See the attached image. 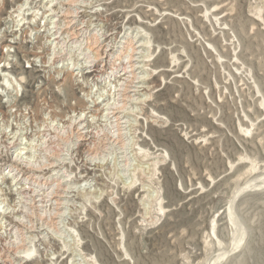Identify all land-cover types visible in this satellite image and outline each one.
<instances>
[{
	"label": "rangeland",
	"instance_id": "rangeland-1",
	"mask_svg": "<svg viewBox=\"0 0 264 264\" xmlns=\"http://www.w3.org/2000/svg\"><path fill=\"white\" fill-rule=\"evenodd\" d=\"M23 3L0 0V264H264V0Z\"/></svg>",
	"mask_w": 264,
	"mask_h": 264
},
{
	"label": "bare ground",
	"instance_id": "bare-ground-1",
	"mask_svg": "<svg viewBox=\"0 0 264 264\" xmlns=\"http://www.w3.org/2000/svg\"><path fill=\"white\" fill-rule=\"evenodd\" d=\"M24 1V0H23ZM30 1V0H29ZM25 4H26V0H25V3H23L22 5H20L19 4V7H18V9H19V12H21V10H22V8H20V7H22V6H25ZM73 4V3H72ZM77 4V3H76ZM262 8V7H261ZM255 9V8H254ZM258 10L259 11H261L260 10V8H258ZM254 11V10H253ZM49 12V11H48ZM56 12V11H55ZM262 12V11H261ZM257 12H255V14H256ZM18 14V13H17ZM258 14H259V12H258ZM261 15H262V13H260ZM22 15V14H21ZM49 15V14H48ZM15 16H17V15H15ZM60 16V15H59ZM56 17V16H55ZM54 17V18H55ZM258 18H260L259 16H258ZM262 18V17H261ZM255 19V18H254ZM25 20V19H24ZM55 20V19H54ZM257 20H259V19H257ZM5 21V20H4ZM264 21V20H263ZM262 21V22H263ZM66 22V21H65ZM69 23V22H68ZM53 24V23H52ZM61 24V23H60ZM59 24V25H60ZM264 24V23H263ZM18 25V24H17ZM67 25V24H66ZM65 25V26H66ZM63 27V26H62ZM33 29V28H32ZM85 29V28H84ZM6 32L7 33H10L9 31H8V29L6 30ZM5 32V33H6ZM37 32V31H36ZM59 32V31H58ZM29 36V35H28ZM148 37V36H147ZM92 39V38H91ZM1 40V39H0ZM94 40V39H93ZM3 41V40H2ZM140 43V42H139ZM139 45V44H138ZM143 45H144V43H143ZM147 45V44H146ZM145 45V46H146ZM140 46H142V44H140ZM89 47H90V45H89ZM91 48V47H90ZM98 49V48H97ZM128 50V49H127ZM126 50V51H127ZM131 50V49H130ZM87 51V50H86ZM94 51V50H93ZM125 51V52H126ZM131 53V52H130ZM145 52H143V54H144ZM94 54H95V52H94ZM97 54V53H96ZM95 54V55H96ZM27 56V55H26ZM129 56V55H128ZM99 57V56H98ZM90 58V57H89ZM173 58V57H172ZM98 59V58H97ZM131 59H132V57H131ZM136 60V59H135ZM140 60V59H139ZM6 61V60H5ZM138 61V60H137ZM4 62V61H3ZM127 62V61H126ZM139 62V61H138ZM136 63V62H135ZM142 64V63H141ZM151 64V63H150ZM6 64H3V68L0 70L2 73H3V85H2V87L3 88H6L5 87V85H8V87H10L9 85L10 84H7L8 82H9V77H8V74H6V72H4L3 70H5V66ZM139 65V64H138ZM144 65V64H143ZM18 66V65H17ZM129 66V65H128ZM137 66V65H136ZM135 66V64H132L131 66H130V71H129V76L128 77H125V83H126V85H127V88H128V86H130V87H133L134 89L135 88H137V85L139 84V83H141V84H144V79L145 78H143V79H139V78H137L136 77V72H135V70L137 69L138 70V67H136ZM142 66V65H141ZM146 66V65H145ZM1 67V66H0ZM147 67V66H146ZM142 69V68H141ZM140 69V70H141ZM146 69V68H145ZM142 70H144V67H143V69ZM142 70H141V72H142ZM152 70H154V69H152ZM5 71H7V70H5ZM10 71V70H9ZM114 71V70H113ZM127 71V70H126ZM145 71H147V70H145ZM21 72V71H20ZM144 72V71H143ZM148 72V71H147ZM154 72V71H153ZM152 72V73H153ZM79 74V73H78ZM120 77V76H119ZM123 77V76H122ZM20 79H22V76H21V78H19V80ZM120 80V79H119ZM133 85H132V84ZM135 83H136V85H135ZM70 85V84H69ZM132 85V86H131ZM139 86V85H138ZM143 86V85H142ZM126 88V89H127ZM140 88V87H139ZM142 88V87H141ZM140 88V89H141ZM144 88V87H143ZM147 89V88H146ZM121 90V89H120ZM4 91V90H3ZM5 91H6V89H5ZM124 91H126V90H124ZM134 91V90H133ZM147 91V90H146ZM129 92H131V91H129ZM128 92V93H129ZM148 92H150V91H148ZM132 93V92H131ZM139 93H141V92H139ZM145 93V92H144ZM110 94V93H109ZM121 95V94H120ZM125 96V95H124ZM138 96V95H137ZM136 96V97H137ZM99 97V96H98ZM112 97V96H111ZM135 97V98H136ZM127 98H129V97H127ZM140 98V97H139ZM13 99V98H12ZM126 99V98H125ZM141 99V98H140ZM150 99V98H149ZM8 100V99H7ZM132 99H130V101H131ZM143 100V99H142ZM14 101H15V99H14ZM139 100H137V102H138ZM114 102V101H113ZM133 102V101H132ZM136 102V103H137ZM140 102V101H139ZM138 102V103H139ZM141 103V102H140ZM111 104V103H110ZM129 104V103H128ZM103 106H105V105H103ZM108 106V105H107ZM128 107V106H127ZM134 108V107H133ZM130 109V108H129ZM101 110V109H100ZM116 110V111H115ZM134 110V109H133ZM142 110V109H141ZM128 111V110H127ZM144 111V110H143ZM113 114H115L116 112H118L119 113V110L117 111V109L115 108L114 110H113ZM117 113V114H118ZM122 113V112H121ZM120 113V114H121ZM129 113V112H128ZM143 113V112H142ZM49 114V113H48ZM123 114H124V112H123ZM146 114V116H145V119L146 120H148L147 122H150V124L151 123H153V122H151L153 119L156 121V122H159L162 118L158 115V114H156V113H146L145 111H144V115ZM143 115V114H142ZM115 116H116V114H115ZM141 116V115H140ZM70 118V117H69ZM117 118V117H116ZM150 119H152V120H150ZM154 121V122H155ZM127 122V121H126ZM158 124V123H157ZM145 126V125H144ZM158 126V125H157ZM115 128V127H114ZM131 129V128H130ZM144 131V130H143ZM125 133V132H124ZM136 133V132H135ZM44 136V135H43ZM81 136V135H80ZM128 136V135H127ZM136 139H137V137H136ZM72 140V139H71ZM90 140V139H89ZM45 141V140H44ZM136 142V141H135ZM51 144V143H50ZM111 145V144H110ZM130 145V144H129ZM104 146V145H103ZM50 148V147H49ZM99 149H101V148H99ZM103 150V149H102ZM156 150V149H155ZM101 151V150H100ZM104 151V150H103ZM164 152V151H163ZM112 154V153H111ZM161 155V154H160ZM106 156V155H105ZM134 157V156H133ZM137 158V157H136ZM157 158V157H156ZM159 158V157H158ZM148 159V158H147ZM165 159V158H164ZM167 159V158H166ZM151 161V160H150ZM153 161V160H152ZM157 161V162H156ZM160 161V160H159ZM158 160H156L155 159V163H153V162H151V165H152V163H153V165H157L158 164V162H159ZM162 162V161H161ZM55 164V163H54ZM161 164V163H160ZM48 166V165H47ZM159 166V165H158ZM46 167V166H45ZM140 167V166H139ZM153 167V166H152ZM148 169V168H147ZM139 170V169H138ZM156 169H154V171H155ZM137 171V170H136ZM152 172V171H151ZM150 172V173H151ZM135 173V172H134ZM156 174V173H155ZM143 175V174H142ZM147 176V175H146ZM149 176V175H148ZM152 176V175H151ZM157 177V176H156ZM256 179V178H255ZM254 179V180H255ZM264 179V176L262 177V180ZM149 180V179H148ZM261 180V181H262ZM257 181V180H256ZM142 182V181H141ZM151 182V181H150ZM254 182V181H253ZM135 183V182H134ZM252 183V182H251ZM81 184H83V183H81ZM132 185V184H131ZM157 186V185H156ZM159 186V185H158ZM253 186V185H252ZM144 189V188H143ZM148 190H149V188H148ZM158 190H159V188H158ZM242 190V188L240 187V188H238V190H236L235 191V193H234V195L232 196L233 198L230 200V202H229V205H228V207H227V212H228V214H229V216H230V221L235 225L236 224V226H238V230H239V232L241 233L242 232V234L244 233V227L241 225V223L239 222V220L237 219V217L233 214V211H231V205H232V203H233V201H234V199L236 198L235 196L237 195V192H239V191H241ZM156 191V190H155ZM157 192V191H156ZM51 193V192H50ZM156 195V194H155ZM140 198V197H139ZM89 199V198H88ZM115 199V198H114ZM148 199H149V197H148ZM156 199V198H155ZM113 200V199H112ZM141 200H142V197H141ZM38 201V200H37ZM88 201V200H87ZM154 201H156V200H154ZM157 201H159V200H157ZM113 202V201H112ZM161 202V201H160ZM159 202V203H160ZM55 203V202H54ZM64 203V202H63ZM146 204V203H145ZM39 205V204H38ZM157 205V204H156ZM161 205V204H160ZM54 207V206H53ZM145 207H146V205H145ZM40 208V207H39ZM153 208V207H152ZM152 208H151V210H152ZM156 208V207H155ZM159 208V207H158ZM32 209V208H31ZM51 209V208H50ZM161 209V208H160ZM156 210H157V208H156ZM158 211H159V209H158ZM157 212V211H156ZM33 213V212H32ZM62 213H63V211H62ZM149 213V212H148ZM162 213H163V211H162ZM42 214V213H41ZM147 214V213H146ZM149 215V214H148ZM158 215V214H157ZM43 215H41V217H42ZM154 216V215H153ZM152 216V217H153ZM55 218V217H54ZM144 218V217H143ZM142 218V219H143ZM149 219H151L150 217H149ZM48 220V219H47ZM156 220V219H155ZM154 220V221H155ZM158 220V219H157ZM142 221V220H141ZM148 221V220H147ZM146 221V222H147ZM150 221H152V220H150ZM153 222V221H152ZM53 222H51V224H52ZM31 224H33V223H31ZM15 229V228H14ZM57 235H60L59 233H57ZM24 236V235H23ZM32 236V235H31ZM29 238V237H28ZM34 238V237H33ZM238 238L240 239L241 238V235L239 234V236H238ZM25 239V238H24ZM19 240V239H18ZM28 240V239H27ZM30 240V239H29ZM22 243V242H21ZM20 243V244H21ZM17 244V243H16ZM33 245V244H32ZM16 247H17V245H16ZM18 248H20L21 249V251L23 252V254L24 255H19L18 254V256H19V260H23L24 261V259H25V261H27V260H32V258H33V256H35L36 257V255L34 254V250H35V248L33 249V250H30V248H26L25 247V244H24V242H23V244H21L20 246H18ZM235 248V246H232V248H231V250L230 251H232L233 249ZM13 252V251H12ZM8 253V252H7ZM16 253H18V252H16ZM21 253V252H20ZM11 254H13V253H11ZM85 254H86V252H85ZM10 255V254H9ZM14 255V254H13ZM79 255V254H78ZM88 255V254H87ZM1 256V255H0ZM9 257V256H8ZM12 257V256H11ZM51 257V256H50ZM82 257V256H81ZM88 256H86V258H87ZM89 257H91L90 255H89ZM10 258V257H9ZM85 258V259H86ZM92 258V257H91ZM6 260V259H5ZM18 260V259H17ZM49 260V259H48ZM54 260V259H53ZM68 260H69V258H68ZM88 260V259H87ZM90 260V259H89ZM2 261H3V259H2ZM23 261H20V262H23ZM86 261V260H85ZM9 262H11L10 260H9ZM6 263V262H5ZM8 263V262H7ZM36 264V263H35ZM69 264V263H68ZM96 264V263H95Z\"/></svg>",
	"mask_w": 264,
	"mask_h": 264
}]
</instances>
